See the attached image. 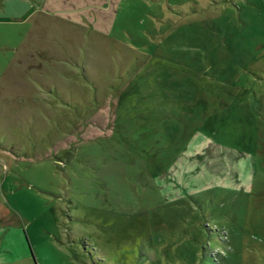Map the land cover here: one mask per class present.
<instances>
[{
  "label": "rangeland",
  "instance_id": "obj_1",
  "mask_svg": "<svg viewBox=\"0 0 264 264\" xmlns=\"http://www.w3.org/2000/svg\"><path fill=\"white\" fill-rule=\"evenodd\" d=\"M63 3L0 0V264H264V0Z\"/></svg>",
  "mask_w": 264,
  "mask_h": 264
},
{
  "label": "crops",
  "instance_id": "obj_2",
  "mask_svg": "<svg viewBox=\"0 0 264 264\" xmlns=\"http://www.w3.org/2000/svg\"><path fill=\"white\" fill-rule=\"evenodd\" d=\"M68 1H69V3H63L61 5H58L59 8H57V9H61V10H64V11L90 10V8H93L99 2L100 3L102 2V0H68ZM72 3L76 4L77 5V8ZM34 13H36L35 10H33V12H31L27 16V18L30 17L31 15H34ZM27 18L25 20H27Z\"/></svg>",
  "mask_w": 264,
  "mask_h": 264
},
{
  "label": "trees",
  "instance_id": "obj_3",
  "mask_svg": "<svg viewBox=\"0 0 264 264\" xmlns=\"http://www.w3.org/2000/svg\"><path fill=\"white\" fill-rule=\"evenodd\" d=\"M29 14H30V13H29ZM29 14H27L26 17L23 18V20H25ZM5 21H7V20H6V19H0V22H5Z\"/></svg>",
  "mask_w": 264,
  "mask_h": 264
}]
</instances>
